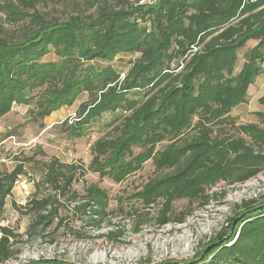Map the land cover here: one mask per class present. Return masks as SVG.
Instances as JSON below:
<instances>
[{"label":"trees","instance_id":"obj_1","mask_svg":"<svg viewBox=\"0 0 264 264\" xmlns=\"http://www.w3.org/2000/svg\"><path fill=\"white\" fill-rule=\"evenodd\" d=\"M84 1L94 9L91 14L77 13L63 21L47 20L35 10L44 0H7L2 7L8 24L25 26L18 39L4 36L0 25V121L14 105L31 103L34 119L43 121L86 95L75 121H67L69 136L81 138L92 120L122 112L107 124L108 134L92 144L87 166L51 159L42 165L43 177L26 205L12 203L30 215L29 235L40 232L50 243L60 231L82 241H122L121 231L97 236L73 231L60 216L65 207L78 215L81 227L96 231L110 223L104 190L90 185L80 196L72 188L76 176L87 172L119 184L150 161L163 173L132 196L145 210L127 215L135 218L137 233L155 210L158 227L182 224L190 212L172 216L174 201L205 207L217 196L208 192L218 183H224L218 192L223 197L227 189L264 171L263 128L238 126V134L248 141L228 137L221 129L264 73V0ZM249 42L254 45L235 72L237 54ZM49 54L55 60L45 61ZM120 54L135 56L123 79L111 67ZM95 61L104 66L97 68ZM131 93L142 96L130 98ZM258 103L264 106V95ZM256 116L264 125V113ZM165 141L167 146L157 150ZM23 173L22 164L0 173V264L15 254L18 243L19 236L1 223L6 200ZM40 185L47 187L45 192ZM262 205L264 201L255 199L236 205V217L219 234L223 243L205 251L198 264H264V208L257 209Z\"/></svg>","mask_w":264,"mask_h":264},{"label":"rangeland","instance_id":"obj_2","mask_svg":"<svg viewBox=\"0 0 264 264\" xmlns=\"http://www.w3.org/2000/svg\"><path fill=\"white\" fill-rule=\"evenodd\" d=\"M6 1L0 0V25L4 30V36L19 39L24 33L25 23L13 25L5 21L2 7ZM35 10L47 20L60 21L77 13L87 15L94 11L84 0H44L36 5ZM253 45L254 43L249 42L238 52L235 72L241 68L243 55ZM134 58V55L120 54L111 63V67L117 73L125 74ZM44 60L52 61L55 57L49 54ZM94 65L97 68L104 66L99 62H95ZM262 67L264 69V63ZM263 95L264 73L260 74L249 87L246 102L232 109L227 124L221 127L228 137H243L237 132L238 126L257 124L264 129V125L256 116L257 113H264V106L258 103V99ZM141 96V93H131L129 97L140 99ZM86 100V95H82L71 107L61 108L43 121L34 119L36 112L34 103L28 106L14 105L12 111L0 121V173L11 172L18 164H22L24 172L19 176L4 207L1 224L19 236L18 243L13 245L15 254L4 264H31L38 260H51L56 264H198L205 251L216 247L214 244L223 243V240L218 241L219 234L226 233L229 221L236 217L234 211L236 205L251 199L258 200L259 203L264 201V198H261L264 190L262 171L258 176L227 189L223 197L218 192L223 189L224 183H218L208 192L217 193V196L211 198L205 207H200L197 202L190 203L186 199L174 201L172 216L190 212L182 224L170 222L158 227L154 224L155 210L147 217V223L141 225L139 231L134 233L135 218H128L127 215L133 209L139 213L145 210L139 202L132 199V196L150 179L163 174L156 172L149 161L143 165L141 171L119 184L107 178L101 179L91 172L85 173L83 177L76 176L77 181L72 188L80 196L85 194L86 187L90 185H96L107 193L110 223L103 224L98 231L92 227H81L78 215L65 207L60 214L61 217H65L64 223L76 232H88L89 235L97 236L111 230L121 231L120 243L111 242L105 237L82 241L69 235L64 237L61 231L56 234L57 238L53 243L40 232L29 235L27 230L31 223L30 215L24 213L23 209H15L12 203L20 206L19 208L26 205L35 192V184L43 177L42 165L51 159L55 158L61 163H73L79 168L82 165L87 166L92 159L90 152L92 144L105 137L110 130L107 124L122 115L120 111L103 114L84 127L83 137H70L68 133L71 125L67 121L70 115L76 112L78 105ZM167 144L165 141L156 148L162 150ZM137 151L135 149V152ZM46 188L45 185L39 186L41 193L45 192ZM236 223L237 219H234L232 227Z\"/></svg>","mask_w":264,"mask_h":264},{"label":"built area","instance_id":"obj_3","mask_svg":"<svg viewBox=\"0 0 264 264\" xmlns=\"http://www.w3.org/2000/svg\"><path fill=\"white\" fill-rule=\"evenodd\" d=\"M145 1L150 2V0H142L140 3H144ZM123 78H124V74H120V79H123ZM75 118H76L75 113L71 114L69 117V123L75 121Z\"/></svg>","mask_w":264,"mask_h":264},{"label":"water","instance_id":"obj_4","mask_svg":"<svg viewBox=\"0 0 264 264\" xmlns=\"http://www.w3.org/2000/svg\"><path fill=\"white\" fill-rule=\"evenodd\" d=\"M262 208H264V205H262V206H258V207H257L258 210H261ZM234 223H235V222H234ZM234 223H233V224H234ZM58 264H59V263H58Z\"/></svg>","mask_w":264,"mask_h":264},{"label":"crops","instance_id":"obj_5","mask_svg":"<svg viewBox=\"0 0 264 264\" xmlns=\"http://www.w3.org/2000/svg\"><path fill=\"white\" fill-rule=\"evenodd\" d=\"M95 62H97V61H95ZM95 62H93V63H95ZM54 113H55V112H54ZM54 113H53V114H54ZM53 114H51L49 117H51ZM49 117H47L46 119H48Z\"/></svg>","mask_w":264,"mask_h":264}]
</instances>
